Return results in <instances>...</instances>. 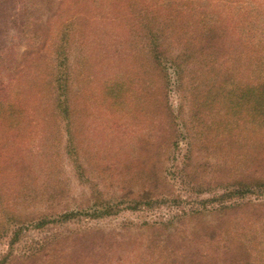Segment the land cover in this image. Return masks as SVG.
I'll return each instance as SVG.
<instances>
[{"label": "rangeland", "instance_id": "1", "mask_svg": "<svg viewBox=\"0 0 264 264\" xmlns=\"http://www.w3.org/2000/svg\"><path fill=\"white\" fill-rule=\"evenodd\" d=\"M186 1L0 0V264H172V244L188 255L235 245L236 256L246 251L249 264H264V115L254 111L251 93L230 81L241 78L238 67L252 75L255 55L239 60L228 8L218 14L231 26L229 54L210 76L200 75L199 61L184 69L181 85L172 76L165 94L180 138L173 139L177 147L168 139L158 147L162 100L149 92L139 20L161 26L157 35L175 58V38L189 35L185 25L174 26L189 17ZM190 9L204 14L201 20L210 12ZM64 21L76 29L64 34L65 42L74 36L63 71L72 86L78 159L66 154V131H52L45 82L49 40ZM220 71L225 81L216 88L219 81L207 77ZM137 157L151 168V191L145 173L129 170ZM90 190L100 192L97 200L89 201ZM148 195L157 201L143 203ZM93 202L98 206L89 209ZM205 209L207 216L196 214ZM65 213L73 216L57 221ZM166 234L172 240L164 252L155 242Z\"/></svg>", "mask_w": 264, "mask_h": 264}, {"label": "trees", "instance_id": "2", "mask_svg": "<svg viewBox=\"0 0 264 264\" xmlns=\"http://www.w3.org/2000/svg\"><path fill=\"white\" fill-rule=\"evenodd\" d=\"M19 1V0H15ZM178 5V0H174ZM192 6L203 7L206 6L210 9L209 15L205 17L204 20H201V15L197 10L192 11L190 8ZM187 14L188 19L183 20L182 22L177 21L174 26H178V30H182L184 28L183 25L188 29L189 35L187 37L183 36L182 38H175L174 42L176 47L179 49L178 55L173 58V55L169 52V50L163 44V40L157 35L159 31L162 29L161 26L154 22L153 24H149L145 16H141L142 18L139 20L141 23V27H144L146 31V35L144 37L146 43V53H145V63H144V71L147 72L148 79L152 80L148 82V88H150L151 95L157 91V96L161 98L162 101L157 100V104L163 108V112L160 114V118L164 121V126H162L161 138L158 144V147L161 145H165V141L167 139L170 142V147H177L176 140L179 139L180 135H178L179 125L174 122L176 116L170 112V107L167 105V94L169 88V82L174 77L178 86L183 82V71L188 66L196 65V61H199V67L202 73L200 75L210 76L213 70V66L217 67L222 64V60L227 57L228 49L231 47V42L228 40V34L226 33V27H231L227 24L226 20H223V17L218 14L220 8H228L230 15L234 16L236 19L235 28V37L234 41H236V45L238 46V56L239 60L245 62V59H248L252 54L255 55V62L253 64L252 75L246 77L244 74L246 70L244 67H238L237 71L240 72L241 78H237L236 80H230L236 84L238 91L251 93L249 96H252L253 102H258V108L254 107V111L256 113L264 115V0H210L208 2L204 0H188L186 4H182L181 7ZM182 11V13H184ZM180 14V12H176V16ZM226 13V12H225ZM228 14V11L227 13ZM173 19V23L176 22L177 18ZM60 21L61 17L58 19ZM67 22V21H66ZM64 21L60 24L62 25L58 28L51 36V41L49 43V62L50 57L52 56L53 62L51 63V67L49 65V72L47 71V95L50 97L49 103H51L52 109V117H54L53 121V130L57 133L61 131H66L68 135V146L66 145V154H69L71 157L75 156L74 159H78L77 151H79L78 146L75 141L71 138V126L73 125L76 113H75V105L72 103L71 98L69 96L72 95L71 90L72 86L66 83V74L64 70V64L68 61L67 55L64 54L65 48L70 43V39L73 38L74 34L71 35V38L65 42L64 34H68L71 31L76 32L74 28V23H67ZM175 29V27H174ZM198 33L197 35H195ZM71 34V33H70ZM178 37V36H177ZM58 39V42L55 41ZM65 45V46H64ZM45 56L39 57V59H45ZM48 59V55H47ZM176 59V62H174ZM34 60V59H33ZM187 60V61H186ZM177 61H186L184 64H180ZM247 62V61H246ZM170 63V64H169ZM68 66V65H67ZM224 71H220L219 74H214V79L211 80L210 77H207L210 81H219L215 84L216 88L222 87V81L224 82ZM173 76V77H172ZM177 77V78H176ZM223 77V79H221ZM68 79L70 80V74H68ZM199 79V78H198ZM206 81V82H210ZM211 85L210 87H213ZM239 87V88H238ZM177 88V87H176ZM153 90V91H152ZM234 90H232L233 92ZM231 94V93H230ZM228 95L223 92L222 99H226ZM9 114L13 112L12 107L8 106L6 108ZM166 111L168 113H166ZM174 113V111H173ZM69 120V121H68ZM63 125V126H61ZM177 133V135H176ZM166 134H174V136H166ZM174 137V138H172ZM69 148L71 152H69ZM68 151V152H67ZM74 152V154H71ZM150 167L140 163L139 158H135L133 162H131V169L129 170H138L140 173H145L147 176L144 177L147 184L150 185V191L153 189L150 177ZM76 172L80 174L81 181L83 184H87L85 180V169L80 166L76 167ZM89 201L92 199L95 201L100 196V192L96 190H90ZM146 193V192H145ZM144 193V194H145ZM146 194L142 196V199H133L132 203L138 206V204L145 198ZM176 200V199H175ZM148 203L155 202L157 200H153L152 195H148ZM171 201H174L170 200ZM144 204V205H148ZM98 206L97 202H93L90 204L89 209ZM147 207V206H146ZM209 212L206 209L203 211H198L196 213L198 216L203 217L207 216ZM212 212V211H211ZM223 213V212H222ZM183 214V213H181ZM221 214V213H220ZM95 215H100L95 214ZM94 215V216H95ZM73 216V214H62V216L57 221H66L68 218ZM175 220H178L179 216L174 217ZM41 225H45L48 223L45 219L38 220ZM166 224V223H165ZM165 224H160L163 228ZM31 227H39L38 222L36 224L30 223ZM166 230V228H164ZM162 236L156 240V246L161 245L162 250L167 252V243L169 241V235ZM182 242V241H180ZM222 243V242H221ZM181 244L174 245L172 244L169 251L172 252L171 256L174 255V258L170 260L172 264H236L238 263L236 258L243 263L240 264H249L250 256L245 251L241 256H236V252H240V248L235 245L232 247L223 246L222 251L207 250V251H195L193 255H188L189 252H185V250L181 251L178 247ZM224 249V250H223ZM191 257V260L188 261V257ZM219 256V258H218ZM231 257L233 259H231ZM247 258V259H246ZM245 259V260H244Z\"/></svg>", "mask_w": 264, "mask_h": 264}]
</instances>
